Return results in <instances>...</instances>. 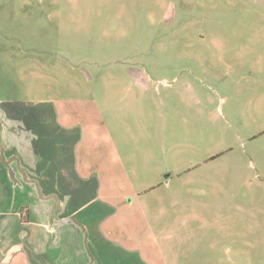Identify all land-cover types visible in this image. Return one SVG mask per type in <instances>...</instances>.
<instances>
[{"label": "rangeland", "instance_id": "obj_1", "mask_svg": "<svg viewBox=\"0 0 264 264\" xmlns=\"http://www.w3.org/2000/svg\"><path fill=\"white\" fill-rule=\"evenodd\" d=\"M40 102L84 131L105 233L264 264V0H0V108Z\"/></svg>", "mask_w": 264, "mask_h": 264}, {"label": "crops", "instance_id": "obj_2", "mask_svg": "<svg viewBox=\"0 0 264 264\" xmlns=\"http://www.w3.org/2000/svg\"><path fill=\"white\" fill-rule=\"evenodd\" d=\"M12 107L0 108V264H150L104 231L110 200L80 167L81 125L50 102ZM67 218L77 223L58 224Z\"/></svg>", "mask_w": 264, "mask_h": 264}, {"label": "water", "instance_id": "obj_3", "mask_svg": "<svg viewBox=\"0 0 264 264\" xmlns=\"http://www.w3.org/2000/svg\"><path fill=\"white\" fill-rule=\"evenodd\" d=\"M4 157V155H3V153H2V158ZM7 165H9V162H5ZM68 222H72V223H77L76 222V220L75 219H73V218H67V219H65V220H62V221H60V222H58V224H63V223H68ZM2 259H3V255H2V253L0 252V262L2 261Z\"/></svg>", "mask_w": 264, "mask_h": 264}, {"label": "trees", "instance_id": "obj_4", "mask_svg": "<svg viewBox=\"0 0 264 264\" xmlns=\"http://www.w3.org/2000/svg\"><path fill=\"white\" fill-rule=\"evenodd\" d=\"M22 220L24 222H28V220H29V209H28V207H25L22 209Z\"/></svg>", "mask_w": 264, "mask_h": 264}]
</instances>
